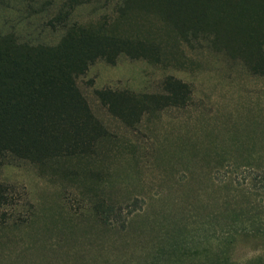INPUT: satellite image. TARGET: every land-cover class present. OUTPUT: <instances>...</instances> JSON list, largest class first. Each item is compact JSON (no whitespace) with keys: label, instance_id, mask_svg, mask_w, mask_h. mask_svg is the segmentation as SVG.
Wrapping results in <instances>:
<instances>
[{"label":"rangeland","instance_id":"obj_1","mask_svg":"<svg viewBox=\"0 0 264 264\" xmlns=\"http://www.w3.org/2000/svg\"><path fill=\"white\" fill-rule=\"evenodd\" d=\"M67 1L0 0V34L56 44L58 18L88 23L116 2L81 4L67 20ZM169 76L190 86L191 101L135 128L96 96L160 94ZM79 86L112 137L91 166L101 180L5 166L0 180L12 191L7 219L15 225L0 228V264H264V77L204 51L166 65L100 61ZM100 203L121 208L126 227L114 218L104 224Z\"/></svg>","mask_w":264,"mask_h":264},{"label":"trees","instance_id":"obj_2","mask_svg":"<svg viewBox=\"0 0 264 264\" xmlns=\"http://www.w3.org/2000/svg\"><path fill=\"white\" fill-rule=\"evenodd\" d=\"M91 1L68 0L65 18ZM114 6L88 23L58 18L64 34L56 44L0 34V171L27 164L82 183L101 178L91 166L112 137L79 86L97 62L166 65L209 51L264 77V0H116ZM163 86L160 94L104 89L96 96L112 117L135 128L146 115L191 101L182 80L169 76ZM13 206L12 191L0 180V228L15 225L7 219ZM95 214L126 227L121 208L100 203Z\"/></svg>","mask_w":264,"mask_h":264}]
</instances>
